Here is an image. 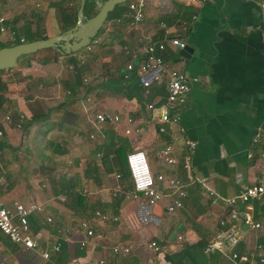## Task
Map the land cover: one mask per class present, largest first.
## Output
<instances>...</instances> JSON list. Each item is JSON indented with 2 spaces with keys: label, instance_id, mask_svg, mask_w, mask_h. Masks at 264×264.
<instances>
[{
  "label": "crops",
  "instance_id": "crops-1",
  "mask_svg": "<svg viewBox=\"0 0 264 264\" xmlns=\"http://www.w3.org/2000/svg\"><path fill=\"white\" fill-rule=\"evenodd\" d=\"M127 1L113 8L90 51L59 55L41 50L0 72V118L22 114L24 124L29 122L25 130L11 125L3 129L0 202L6 207L12 202L44 206V215L31 214L27 221L39 236L38 246L56 264H262L255 247L264 232V197L246 208L260 224L259 230H244L225 255L204 253L206 242L220 231L217 222L226 213L224 205L210 207L203 189L187 186L180 210L166 212L169 198L150 207L141 196L132 198L129 176H120L110 152L120 150L124 163L129 152L141 151L153 174L186 181L179 163L192 142L190 176L205 178L216 195L231 197L243 186L264 181V162L258 156L261 145L251 144L253 133L264 124V0L203 4L149 0L142 21L130 30L116 22L125 14ZM61 2L75 6L68 0H0L4 29L0 44L61 33L57 8ZM162 38L185 43L190 51L186 58L170 46L161 56L170 69L195 79L186 104L172 110L167 123L159 122L158 112L165 102L167 78L144 88L133 74L126 80L122 77L128 62L123 47L136 48ZM147 104L153 110H147ZM102 112L118 115L119 123L95 127L93 116ZM126 118L132 119L131 124ZM166 145L177 160L173 167L158 158ZM59 186L70 189L60 191ZM77 194L84 203L71 202ZM96 211L118 220L101 222L93 214ZM82 216L101 239L79 231L56 233L82 221ZM150 241L159 246L158 253L146 249ZM55 242L60 245L57 254L51 251ZM113 246L127 247L129 252L113 255ZM231 252L244 260L230 261ZM37 262L36 251L14 245L0 233V263Z\"/></svg>",
  "mask_w": 264,
  "mask_h": 264
},
{
  "label": "built area",
  "instance_id": "built-area-1",
  "mask_svg": "<svg viewBox=\"0 0 264 264\" xmlns=\"http://www.w3.org/2000/svg\"><path fill=\"white\" fill-rule=\"evenodd\" d=\"M148 1L149 0H128L125 6V14L117 19L116 22L122 24L123 28L126 30L135 29L137 24L142 21L143 11ZM206 1L207 0H189L191 3L199 4H203ZM261 11L264 20V2L261 3ZM2 23L3 18L0 17V32L4 30ZM97 43L98 37L96 36L92 38L90 43L83 49L85 51H90L92 45ZM168 46L182 50L186 45L176 38H170L167 41L165 38H162L155 42L143 44L140 47L130 48L125 46L122 49L123 54L128 57V62L124 66L126 73L122 76L123 79L126 80L129 75L133 74L138 83L146 88L150 83L159 81L162 76L167 78L165 85V102L158 108L159 122L161 123L169 122L171 111L181 108L186 104V97L190 91V86L195 82L194 78H185L180 72L170 69L168 63L163 61L161 55ZM135 61H138L136 66L134 65ZM83 82L85 83L87 80L84 79ZM146 109L153 110V106L147 104ZM119 120V116L115 114L106 112L96 113L93 116V125L95 127H101L106 124L115 125L119 123ZM24 121L25 119L22 114H16L14 116L10 113L4 114L0 118V139L3 137V129L5 126L11 125L14 129L21 130ZM125 122L129 125L132 119L126 118ZM163 130V128H159V132H163ZM134 132L138 133V129H135ZM129 133V129L124 131L125 135ZM92 138L93 135H89V139ZM251 144L254 148H258V146L261 145L258 156L259 159L264 162V124L259 126L253 133ZM194 147V143H187V155L179 163L181 171L186 176V181L174 177H165L158 173L153 174L147 165L145 155L141 151L129 152L125 157V163L132 187L131 196L133 199L141 196L150 207L156 205L164 198H169V203L166 205L165 210L167 213L172 214L182 208L183 201L186 198L185 188L187 186H199L203 189L204 195L208 198L210 207L217 206L221 203L226 209L225 215L217 222L220 231L206 242L203 252L225 255L227 251L236 246L244 230L257 231L260 229V224L252 219L250 212L246 210V208L252 201H259L264 197V181L261 180L253 186H243L235 195L222 198L216 195L208 186V181L205 178H194L190 176L188 159L193 154ZM158 158L168 167H173L177 164V160L172 155L171 147L168 145L159 150ZM115 177L119 178V175ZM81 193L84 194V189ZM111 195L115 197L116 191L114 190ZM239 205L241 208L238 207ZM44 212L45 209L42 204L31 203L25 206L19 202H12L10 207H6L0 202V233L4 235L10 243L20 246L25 250L36 251L39 259L37 264H56L51 261L48 251L38 246L37 240L39 236L31 232L27 221L29 215H44ZM93 214L95 218L104 223L116 222L118 220L117 217H109L98 211ZM45 221L49 224L52 223V219L49 216L45 217ZM75 231L81 232L87 238L96 240L101 239V235L93 232L85 221H79L70 227L58 228L56 233L69 235ZM79 246L83 248L84 242H81ZM145 247L152 254L158 253L160 250L159 246L154 241L148 242ZM255 249L257 251V260L260 263H264L263 247L257 245ZM51 251L55 254L59 253L60 245L58 242L52 245ZM110 251L113 255H126L129 249L127 247L113 246ZM229 259L232 262L236 259L244 260V258L238 257L234 252L230 253ZM99 264H101V262H99Z\"/></svg>",
  "mask_w": 264,
  "mask_h": 264
},
{
  "label": "water",
  "instance_id": "water-1",
  "mask_svg": "<svg viewBox=\"0 0 264 264\" xmlns=\"http://www.w3.org/2000/svg\"><path fill=\"white\" fill-rule=\"evenodd\" d=\"M95 5V13L90 18L83 16L85 0H79L75 24L61 33L45 39L16 44L0 48V71L12 69L16 61L22 57L41 50H52L59 55H69L86 47L96 37L113 8L122 5L126 0H91ZM189 49L185 47L179 55L186 58ZM170 114V113H169Z\"/></svg>",
  "mask_w": 264,
  "mask_h": 264
},
{
  "label": "trees",
  "instance_id": "trees-1",
  "mask_svg": "<svg viewBox=\"0 0 264 264\" xmlns=\"http://www.w3.org/2000/svg\"><path fill=\"white\" fill-rule=\"evenodd\" d=\"M68 1L74 2V0H68ZM57 8H58V16H59L61 22L63 23V29L62 30L65 31V30L71 28L75 24L76 11L78 8V3L75 6L68 8V7L64 6L63 2H61L60 4L57 5ZM94 13H95V5L93 4V2L91 0H85L84 8H83V16L85 18H90L91 16L94 15ZM97 35H98V33H97ZM42 39H45V37ZM28 41L31 42L30 39H28ZM13 45H16V43ZM13 45L12 44H0V48L10 47ZM4 71H7V70H4ZM4 71H0V72H4ZM28 125H29V122H26L22 128L25 130V128H27ZM119 152H120V150H115V149H113L112 152H110V154L112 156V161L115 164L114 166L118 167L117 172L120 174V176L127 178L128 170L126 167V163L125 162L123 163L119 159ZM59 188H60V186H59ZM63 189L69 190L70 188H68V186H63L62 188H60V191H62ZM70 200L72 203H75L76 205L80 204V203H84V198L78 194L74 195L72 198H70ZM252 202L257 203L258 201H252ZM79 215H82V213H80ZM82 219H83L82 221H84V216H82ZM85 222L88 223L89 221L85 220ZM88 225H89V223H88ZM5 239L8 241V239L6 237H5ZM258 243L263 247V251H264V232L262 234V237L258 240ZM79 254H81V252ZM262 264H264V263H262Z\"/></svg>",
  "mask_w": 264,
  "mask_h": 264
},
{
  "label": "rangeland",
  "instance_id": "rangeland-1",
  "mask_svg": "<svg viewBox=\"0 0 264 264\" xmlns=\"http://www.w3.org/2000/svg\"><path fill=\"white\" fill-rule=\"evenodd\" d=\"M78 3V1L77 0H74V4L76 5ZM93 46V45H92Z\"/></svg>",
  "mask_w": 264,
  "mask_h": 264
}]
</instances>
